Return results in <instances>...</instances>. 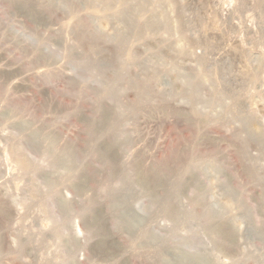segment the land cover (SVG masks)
<instances>
[{"label": "rangeland", "instance_id": "rangeland-1", "mask_svg": "<svg viewBox=\"0 0 264 264\" xmlns=\"http://www.w3.org/2000/svg\"><path fill=\"white\" fill-rule=\"evenodd\" d=\"M25 1L39 12L34 22L26 9L0 0V264H156L155 250H145L140 232L113 231L108 196L121 186L123 175L137 183L136 201L147 211L144 228L168 238L175 228L166 210L169 203L188 212L202 197L201 208L227 209L221 218L225 230L235 232L233 245L221 247L215 239L219 219L209 227L196 219L183 222L179 233L194 230L217 264H264V236L252 232L264 220V142L249 138L251 129L264 133V0H121L120 5L127 1L126 12L117 3L109 8L105 0H74L76 5L73 0ZM49 2L51 11L46 10ZM71 21L81 23L82 37L75 32L77 24L67 26ZM144 23L149 26L145 34ZM94 29L102 34L99 41L92 37ZM94 41L101 45L95 51L90 47ZM67 44L75 55H67ZM102 85H114V102L107 99L106 105L97 93ZM99 107L107 115H119L117 123L131 140L129 154L128 147L119 154L125 163L115 156L118 172L113 175L97 162H90V169L83 159L89 166L81 170L86 189L77 193L73 184L80 170L66 175L63 168L56 169V177L45 148L37 149L24 136L31 128L41 127L45 134L55 128L58 145L68 141L58 147L85 150L89 142H98L87 125L90 117L97 120ZM9 112L16 122L6 116ZM23 120L31 123L25 132L18 126ZM99 127L97 134L108 125ZM103 138L107 143L109 138ZM22 158L33 161L31 170L20 167ZM49 170L56 173L47 174ZM154 173L164 178L163 189L141 184L143 178L152 183ZM48 175L59 179L53 182L54 192L73 203L69 212L57 205L61 196L50 192ZM153 192L165 197L157 193L155 200ZM95 201L96 210L91 206ZM90 214L110 233L106 248L99 246V235L91 234Z\"/></svg>", "mask_w": 264, "mask_h": 264}, {"label": "bare ground", "instance_id": "bare-ground-1", "mask_svg": "<svg viewBox=\"0 0 264 264\" xmlns=\"http://www.w3.org/2000/svg\"><path fill=\"white\" fill-rule=\"evenodd\" d=\"M8 2L7 3H9V5L8 6H10V8L11 7H13V8H15V9H26L27 10V12L29 13V15H30V17H31V19L33 20V22L34 21H36L37 19H38V17H39V12H37L34 8H32V7H30L29 6V4L25 1V0H7ZM64 1V0H63ZM76 1V0H75ZM142 1V0H141ZM140 1V2H141ZM150 1V0H149ZM149 1H147V2H149ZM73 2H74V0H73ZM104 2V1H103ZM120 2H121V0H105V4H106V6H108L109 8L110 7H112L113 5H116V4H114V3H117V4H119L120 5ZM127 2V1H126ZM125 1H124V3H126ZM137 2V1H136ZM157 2V1H156ZM44 3V2H43ZM71 3V2H70ZM85 3V2H84ZM96 3V2H95ZM100 3V2H99ZM122 3V2H121ZM123 3V4H124ZM49 4V6H46V8H44V9H46L47 11H51V10H53V8H54V5L52 6V5H50L51 3L49 2L48 3ZM85 4H87V2L85 3ZM92 4V3H91ZM120 5L121 7H122V9L123 8H127L125 5L126 4H124V5ZM43 5V4H42ZM41 5V6H42ZM57 5V4H56ZM74 5H76L75 4V2H74ZM96 5V4H95ZM112 5V6H111ZM138 5V4H137ZM137 5H136V7H137ZM143 5H145V4H143ZM72 6V5H71ZM78 6H79V4H78ZM97 6H98V4H97ZM43 7V6H42ZM75 7V6H74ZM73 7V8H74ZM77 7V6H76ZM75 7V8H76ZM95 7V6H94ZM120 7V8H121ZM135 7V8H136ZM12 8V9H13ZM41 8V7H40ZM113 9H114V6L112 7ZM112 8H111V11H112ZM117 8V7H116ZM14 9V10H15ZM80 9V8H79ZM82 9V8H81ZM119 9V8H118ZM130 9V8H129ZM83 10V9H82ZM109 10V9H108ZM124 10V9H123ZM131 11H132V9H130ZM139 10V9H138ZM45 11V10H44ZM63 11V10H62ZM117 11V10H116ZM125 11V10H124ZM123 11V12H124ZM66 12V11H65ZM83 12V11H82ZM121 11H118V13H120ZM126 12V11H125ZM148 12H149V10H148ZM155 12V11H154ZM49 13V12H48ZM122 13V12H121ZM72 14V13H71ZM144 14H146V13H144ZM66 15V14H65ZM87 15V14H86ZM85 15V16H86ZM92 15V14H91ZM84 16V18L86 19L87 17H85ZM110 16H112L111 14H110ZM131 16V15H130ZM141 16V15H140ZM142 16H143V14H142ZM77 17V16H76ZM95 17V16H94ZM127 17H129V16H127ZM126 17V18H127ZM151 17V16H150ZM153 17V16H152ZM66 18V17H65ZM69 18V17H68ZM119 18V17H118ZM141 18V17H140ZM145 18H148V17H145ZM144 18V19H145ZM90 19H93V18H90ZM113 19V18H112ZM128 19V18H127ZM77 20V19H76ZM87 20V22H89L88 21V19H86ZM107 20V19H106ZM132 20V19H131ZM146 20V19H145ZM92 21V20H91ZM133 21V20H132ZM147 21H149L148 19H147ZM150 21H151V18H150ZM153 21V20H152ZM162 21V20H161ZM73 21H71V23L69 22V24H67V26H69L70 27V24H73L74 25V23L75 22H73ZM125 22H128V21H125ZM129 22H130V20H129ZM41 23V22H40ZM83 23V22H82ZM149 23V22H148ZM148 23L146 24V23H144L145 25H147L148 26ZM153 23H154V21H153ZM152 23V24H153ZM164 23V22H163ZM38 24V23H37ZM77 24V25H76ZM76 26L77 27H75V28H77V30L75 31L76 33H77V31H78V34H79V36L78 35H76V36H78V37H82L83 36V34H82V26H80L81 25V23H79L78 21L76 22ZM85 24H86V21H85ZM84 24V25H85ZM91 24V23H90ZM151 24V23H150ZM149 24V25H150ZM151 24V27L152 26H154V25H152ZM155 24V23H154ZM158 24H159V22H158ZM73 25H71V26H73ZM74 25V26H75ZM93 25V24H92ZM129 25V24H128ZM143 25V24H142ZM164 25V24H163ZM166 25V24H165ZM164 25V26H165ZM67 26H66V28H67ZM93 26H95V25H93ZM93 26H91V27H93ZM131 26H132V24H131ZM133 26H134V24H133ZM137 26V25H136ZM156 26V25H155ZM167 26V25H166ZM221 26V25H220ZM84 27H86V26H84ZM88 27V26H87ZM96 27V26H95ZM140 28V26L138 25L136 28H134V29H137V28ZM144 27V26H143ZM143 27H141V29H144ZM163 27V26H162ZM161 27V28H162ZM168 27V26H167ZM73 28V27H72ZM71 28V29H72ZM139 28H138V32L140 31L139 30ZM149 28V26L148 27H145V32H143V34H145L146 33V30ZM159 28V27H158ZM70 29V30H71ZM89 29V28H88ZM87 29V30H88ZM98 29V28H97ZM97 29H94L92 32H91V34H92V37H94L95 38V41H97L98 39L100 40V36L102 35L100 32H99V30H97ZM133 29V28H132ZM171 29V28H170ZM176 29V28H175ZM67 30H68V28H67ZM66 30V31H67ZM70 30H68V31H70ZM227 30V29H226ZM73 31H74V29H73ZM72 30L70 31V33L71 32H73ZM128 30H126V32H127ZM148 31V30H147ZM177 31V30H176ZM103 32V31H102ZM68 33V32H67ZM140 33H141V31H140ZM148 33V32H147ZM73 35H75L74 34V32L72 33ZM142 34V33H141ZM150 34V33H149ZM87 35V34H86ZM138 36H139V34H138ZM141 36H143V35H141ZM84 38V37H83ZM102 38V37H101ZM127 38V37H126ZM33 40H34V38H32ZM31 38H30V40H32ZM36 39V38H35ZM78 39V38H77ZM29 40V41H30ZM32 40V41H33ZM90 40H92V39H90ZM98 40V41H99ZM103 40V39H102ZM101 40V41H102ZM128 40V39H127ZM36 40H34V42H35ZM94 41V43L95 44H90V47H91V50H98V48L101 46V45H99V43L97 44L98 46H95L96 45V42ZM89 42V41H88ZM27 43V42H26ZM31 43V42H30ZM67 43V42H66ZM65 43V44H66ZM28 44V43H27ZM36 44V43H35ZM35 44H34V47H36L35 46ZM71 45V44H70ZM84 45V44H83ZM65 46V48H67L66 49V53H67V55L71 52V50H73V47H72V49L70 48L71 46H69V44H67V45H64ZM66 46H68L69 47V49H70V52H69V50H68V47H66ZM30 47H31V44H30ZM33 47V46H32ZM89 47V48H90ZM97 49H96V48ZM181 49V48H180ZM94 50V51H95ZM93 51V52H94ZM31 52V51H30ZM36 52H37V50H36ZM69 52V53H68ZM99 52V51H98ZM73 54H74V52H72ZM72 53H70L69 55H71ZM100 53V52H99ZM72 54V55H73ZM94 54H96V52L94 53ZM185 54V53H184ZM75 55V54H74ZM40 56H42V57H44V55L43 54H40ZM91 56V55H90ZM94 56V55H93ZM70 57V56H69ZM68 57V58H69ZM100 57V56H99ZM39 57H37V60H39L38 59ZM57 58V57H56ZM71 58H72V56H71ZM102 58V57H101ZM70 59V58H69ZM42 60V59H41ZM54 60V59H53ZM92 60V59H91ZM40 61V60H39ZM44 61V60H43ZM105 61V60H104ZM101 62V61H100ZM53 63V62H52ZM78 64V63H77ZM80 66V65H79ZM118 75V74H117ZM111 78V77H110ZM80 80V79H79ZM113 80V79H112ZM129 80V79H128ZM76 82H78V80L76 81ZM137 82V81H136ZM72 83H74V82H72ZM113 83V82H112ZM106 84V83H105ZM136 84V83H135ZM109 85H111V84H109ZM108 85V86H109ZM89 86V85H88ZM97 86V85H96ZM104 85H102V86H100V88L102 87V90H98V88H97V90H98V92H97V90H95L99 95H101V96H104L106 99V105L108 104L107 103V99H109V103H112V102H114V101H112V100H114V96H117V93L115 92V94H114V96H113V92H112V87L114 86H111V87H106L105 88V86L103 87ZM94 87V86H93ZM75 88V87H74ZM104 88V89H103ZM113 89H114V87H113ZM142 90V89H141ZM94 91V92H95ZM114 91H115V89H114ZM142 92H143V90H142ZM75 93V92H74ZM76 94V93H75ZM97 95V94H96ZM98 95V96H99ZM100 96V97H101ZM111 99V100H110ZM105 100H103V101H105ZM116 100V99H115ZM102 101V100H101ZM117 103V102H116ZM113 104H115V103H113ZM99 105H101V104H99ZM109 105H111V104H109ZM5 108V107H4ZM4 108H2V109H4ZM108 108V107H107ZM115 108V107H114ZM98 110H97V113H95L96 115H98V117H97V120H90L91 119V117H90V119H89V124L87 125V129H88V131H89V134H91V136L93 135H95L96 137L95 138H97L96 140L99 142V141H101L99 144H98V142H96V143H93V144H91L90 145V142H89V145L87 144V147H86V149L84 150V148H83V150H82V147H81V150L83 151L82 153H81V150L80 151H77L75 148H78V147H73V146H66V147H64L63 149L62 148H60V147H58L59 145L60 146H62V144L64 143L63 142V140L65 141V144L66 145H68V141H66L65 139H62V143H60L59 145H58V142L59 141H57L59 138L57 137L59 134H58V131L57 132H54V130H56L55 128H54V130H52L51 128H53V127H51V128H49V126H48V128L49 129H51L50 131H53V133H51L50 131H49V133H47L46 132V134L42 131V133H41V130L40 129H42L41 127H40V129H38V127H36L35 129L36 130H34L33 128H31V131L30 132H26L27 134H26V137L24 136V138H27L29 141H31V143H33L34 144V146L35 147H37V149H38V147L39 148H41V146H43L44 148H45V152H44V154H46L45 156L48 158V160H49V162L51 163L50 164V166L52 165V167L54 168H52L53 170H55L56 172H54V174H55V176L56 177H58V178H60V169H62L63 168V171L64 172H66V175L68 174V172L69 173H71V174H74V172H77L78 171V169L80 170V173H75V174H77V177H75L74 179L77 181V183L76 182H74L75 183V186H74V184H73V187L75 188V191L78 193V192H83V190L84 189H86V188H84V186H86V185H84V184H86V183H83V178L84 177H86V176H84V169H86L85 171H88L89 169V166H90V169H91V165L90 164H92V163H90V162H97V163H99L100 165H102L103 167H105L107 170H108V172H109V174H111V175H113V174H115V172H116V170H117V172H118V167H117V165H118V163L117 162H119L118 160H115V159H117V157H115V156H119V154H120V156L122 155V151H124V152H126L125 150H127V152L126 153H128V151H129V144H130V142H131V140H130V137H128L127 135H125L124 133H125V131L124 130H122L121 128V124L120 123H117V119L118 118H116V117H118V116H116V115H107L106 114V112L104 111V110H102V107H99V108H97ZM1 110V109H0ZM5 111H7V109H5ZM10 111V110H9ZM7 113V112H6ZM6 113H5V115H6ZM99 113V114H98ZM6 116H10V119H12L11 118V116H14V114L12 115V113L11 112H9V115L7 114ZM95 117V118H96ZM16 119V117H13V119ZM88 118V117H87ZM12 119V120H13ZM15 119L13 120V121H15ZM22 121V120H21ZM24 121V120H23ZM28 121H30V120H28ZM28 121L27 120H25L24 122L26 123V124H24V122H20V124L18 125L22 130L21 131H23V132H25L26 130H27V127H26V125H29V126H31L29 123H28ZM16 122V121H15ZM12 123V122H11ZM96 123H97V125H98V127L100 126V125H104L105 127H106V125H108V128L106 129V133L104 132V131H100L101 133V135L98 133L97 134V132H99L98 130H100V127H99V129H97V125H96ZM14 124V123H13ZM18 124V123H17ZM118 124H120V125H118ZM39 125V124H38ZM44 125V124H43ZM46 125V124H45ZM16 126V125H15ZM14 126V127H15ZM28 126V127H29ZM19 127H17V128H19ZM103 127V126H102ZM193 127H195V126H193ZM252 127V126H251ZM16 128V129H17ZM19 128V129H20ZM18 129V130H19ZM37 129H38V131H37ZM45 129H47V128H45ZM44 129V131H46ZM86 129V128H85ZM103 129H105V128H103ZM29 130V129H28ZM40 130V131H39ZM43 130V129H42ZM48 130V129H47ZM101 130H102V128H101ZM261 130V129H260ZM259 130V128L257 129H251L250 130V132H249V138L252 140V141H254V142H259V143H263L264 142V133L262 132V131H260ZM20 131V130H19ZM103 132H104V135L106 134H108L107 135V139L109 138V140H108V142L107 143H105V140H103L102 141V138L104 137V135H103ZM44 133V134H43ZM56 133V134H55ZM58 134V135H57ZM86 134V133H85ZM22 135H23V133H22ZM87 135V134H86ZM100 135V137H102L101 138V140H100V138L98 137ZM61 136V135H60ZM62 137V136H61ZM90 137V136H89ZM58 138V139H57ZM64 138V137H63ZM106 138H103V139H106ZM60 140V139H59ZM94 140V139H93ZM92 140V141H93ZM61 142V141H60ZM83 142V141H82ZM88 142V141H87ZM69 143L71 144V142L69 141ZM32 144V145H33ZM73 144V143H72ZM75 146V145H74ZM63 147V146H62ZM126 147H128L127 149H125ZM36 149V148H35ZM60 149H62V150H60ZM125 149V150H124ZM79 150V149H78ZM121 152V153H120ZM123 152V154H126V153H124ZM129 154V153H128ZM21 156V155H20ZM20 156H19V158H20ZM120 156H119V160L120 159H123L122 157L120 158ZM124 156H126V155H124ZM18 158V159H19ZM24 158H22L21 160H18V162L20 163V167L21 168H25V169H29V170H31L30 168L32 167L31 166V164H32V162H31V164L29 163L31 160H29V159H24ZM83 159H84V162H87L86 164L87 165H89V166H87L88 168H85L86 167V164L84 163V167H83V163H82V161H83ZM88 159H89V161H88ZM28 162H27V161ZM125 160V159H124ZM114 161H116V162H114ZM120 161H122V162H124L125 163V161H123V160H120ZM137 162V161H136ZM117 163V164H116ZM18 164V163H17ZM34 164V163H33ZM35 165V164H34ZM33 165V166H34ZM82 165V167H80ZM93 165H95L94 163H93ZM100 165H98L99 167H100ZM97 166V165H96ZM96 166H93V167H96ZM97 166V167H98ZM38 167V166H37ZM39 168V167H38ZM82 168H84L83 169V172L81 171L82 170ZM155 168H157V167H155ZM192 168V167H191ZM37 169V168H36ZM56 169H58L59 170V172H58V170H56ZM88 169V170H87ZM139 169H140V167H139ZM148 169V168H147ZM193 169V168H192ZM104 170V169H103ZM32 171H34V170H32ZM38 171H40V170H38ZM49 171H51V170H49ZM48 171V172H49ZM62 171V170H61ZM98 171H100L99 169H98ZM136 172H138V171H140V170H135ZM157 171V170H156ZM163 171V170H162ZM52 172V171H51ZM53 172L52 173H47V174H51V175H53ZM64 172L62 173L61 172V176H62V174H64ZM145 172V171H144ZM247 172V171H246ZM28 173V172H27ZM86 173V172H85ZM135 173V172H134ZM138 173H140V172H138ZM160 173V172H159ZM47 174H45L44 173V175H47ZM87 174V173H86ZM141 174V173H140ZM254 174H255V172H254ZM51 175L49 176H46L47 178L48 177H50V178H46L47 179V182H48V187H51V189H50V192L54 189V184H56V183H53V182H56V181H58V180H55L56 179V177H52L53 179H51ZM65 175V174H64ZM139 175V174H138ZM142 175V174H141ZM146 175V174H145ZM150 175V174H149ZM69 176V175H68ZM67 176V177H68ZM73 176H75V175H73ZM121 176H122V174H121ZM125 176V178H122L121 180V183L119 182V184H121V186L120 185H118L117 184V186H119V187H117L116 188V186H114L115 188L113 189H111L110 191H109V196H108V201H109V206H108V209H109V211L111 212V216H112V220H114L113 222V224H114V228H116L115 230H113V231H121L122 229H126L125 231H127V230H129L131 233H137V232H140V236H141V240H142V245H143V247H146L145 248V250L146 249H153V250H155V258H156V264H217V262H215L216 261V258H214L215 259V261H214V259H213V257H212V254L208 251V249H206L205 248V246H204V243H203V240H201L200 238H199V236H198V234L197 233H195L194 232V230L191 232V234L189 235H182V233L180 234L179 232H180V230L178 231V227L180 226V224L181 223H185V222H190L191 220H198V221H196V222H199L200 221V224H203V226H206V227H209V226H211L212 225V223L213 222H215V220L216 219H219V220H221L222 221V224H221V227H220V225H219V228L218 229H215L214 231H213V227H210V228H212L211 230L213 231V235H214V237H215V239L217 240V241H219L220 242V244H221V247H227V246H229V243H232V242H234L236 239L235 238H237V237H235V232H234V230L232 229V230H225V227L227 226H223L224 225V220H223V218H221L222 216H223V214L225 213V211H227V209L224 207L223 209L221 208L220 210H218V211H215V210H213L212 208H210L209 206L207 207V206H203L202 208H201V205L203 204H205V203H202V197L200 198H197V200L195 201V204H194V210L193 211H188V212H182L181 211V209H178L179 207H177V203L176 204H174V203H169V205H168V207H166V210L168 211L167 212V214L172 218V222H174L175 223V225H174V229L172 230V232H170V231H168V232H170V233H168L169 234V236H168V234H167V236H168V238L166 237V238H163L162 236H160L158 233H157V231H152V230H150V229H147V227L146 228H144L143 227V223H144V219H145V215L147 214V211L146 210H144L143 208H141V206L139 207V205L140 204H138L139 202L138 201H136L137 199H136V191L134 190L135 189V187L137 186V183L135 184V183H133L134 181H131V178H129V177H127L126 178V175H123V177ZM134 176V175H133ZM153 176L154 177H151V178H153L152 179V183L150 182V180H149V182L146 180V178H143L144 180H142L141 181V184L143 185V186H145V185H147V184H151V189L153 188H160V187H162V189H163V180H164V178L162 177V175H160V174H157V173H154L153 174ZM259 176V175H258ZM64 177V176H63ZM89 177V176H88ZM147 177V176H146ZM55 178V179H54ZM77 178L79 179V180H77ZM87 178V177H86ZM85 178V179H86ZM195 178V179H194ZM193 178V174H192V177H191V183H193L194 184V186H196V185H198V179H196L197 177H194ZM258 179V178H257ZM55 180V181H54ZM83 180V181H82ZM108 180V179H107ZM252 180V179H251ZM44 181H46V180H44ZM79 181H80V183H81V181H82V184H79ZM87 181H89V180H87ZM85 182H86V180H85ZM135 182H137L136 180H135ZM139 182V181H138ZM111 183V182H110ZM46 184V183H45ZM135 184V185H134ZM193 184H192V186H193ZM54 185V186H53ZM132 185H134V187H132ZM181 185V184H180ZM201 185V184H200ZM206 185V184H205ZM148 186V185H147ZM178 186H179V184H178ZM199 186V185H198ZM52 187H53V189H52ZM109 187V186H108ZM148 187H150V186H148ZM165 187V186H164ZM172 187V186H171ZM84 188V189H83ZM147 188V187H146ZM196 188H197V186H196ZM137 189V188H136ZM189 189V188H188ZM198 189V188H197ZM238 189V188H237ZM55 190V189H54ZM54 190L52 191L53 193H55L54 192ZM105 190V189H104ZM107 190V189H106ZM147 190V189H146ZM158 190H160V189H158ZM175 190V189H174ZM203 190V189H202ZM240 190V189H239ZM85 191V190H84ZM155 191V190H154ZM163 191V190H162ZM190 191V190H189ZM35 192H38V191H35ZM51 192V193H52ZM75 192V193H76ZM87 192V191H86ZM105 192V191H104ZM179 192V191H178ZM146 193V192H145ZM144 193V194H145ZM157 193H159V192H156V193H152L153 194V196H154V198H155V200L156 199H158L159 197H157L159 194H160V196H161V193H159L158 195H157ZM59 195V196H61L60 194H58L57 192L55 193V195ZM141 194V193H140ZM156 194V195H155ZM53 195L54 194H52L50 197H52L53 198ZM102 195V194H101ZM100 195V196H101ZM105 195V194H104ZM138 195V194H137ZM173 195V194H172ZM176 195V194H175ZM204 196V195H203ZM49 197V196H48ZM62 197L63 196H61V198L60 197H58L57 199H55V198H53V199H55V201L57 200L58 201V203H57V205H59V207H60V209H62V212H69L72 208H71V206H72V204H70L71 202H69V200L68 201H66V200H64V199H62ZM102 197V196H101ZM100 197V198H101ZM162 197V196H161ZM165 197V196H164ZM164 197H162V199L164 198ZM150 198V197H149ZM52 199V200H53ZM96 199V198H95ZM196 199V198H195ZM92 199L90 198V201H91ZM153 200V199H152ZM161 200V198L159 199V201ZM54 201V200H53ZM94 201V200H93ZM158 201V200H157ZM162 201V200H161ZM205 201V200H204ZM257 201V200H256ZM260 203L261 204H263L264 205V197L262 196V198H260ZM174 202V201H173ZM243 202V201H242ZM259 202V201H258ZM90 204H91V202H89ZM97 203H98V201H97ZM259 203V204H260ZM89 204V205H90ZM105 204V203H104ZM225 204H227V203H225ZM97 204H96V201L95 202H93L92 204H91V206H92V208L93 207H95V210H96V207H98V205L96 206ZM206 205H208V203H206ZM211 205H213V204H211ZM256 205V204H255ZM257 206V205H256ZM260 206H262V205H260ZM260 206H259V209H260ZM73 207H74V205H73ZM90 207V206H89ZM198 207H200L199 209V211H198ZM220 207V206H219ZM218 207V208H219ZM242 207L245 209V210H247V211H249V209H248V205H247V203L245 204V202H243L242 203ZM255 207V206H254ZM258 207V206H257ZM90 209V208H88V209H90V211H91V213H92V211H93V209ZM106 208H107V206H106ZM168 208V209H167ZM213 208H214V206H213ZM192 209V208H191ZM196 209H197V211H196ZM254 209V208H253ZM261 211H262V213H263V215H264V209L262 208V209H260ZM94 212V211H93ZM102 212V211H101ZM96 213V212H95ZM88 214V213H87ZM225 215V214H224ZM254 215V214H253ZM168 216V217H169ZM263 218V217H262ZM264 219V218H263ZM96 221H97V217H96V215L94 214V215H91L90 214V217L88 216V218H87V224H88V226L90 227V229L92 230V232H91V234L94 232L96 235H99V237L101 238V242H100V244H99V246H101V247H107L106 245V241H105V239L109 236V232H107L106 230H104L105 228H102V227H98L97 226V224H96ZM221 221H220V223H221ZM104 222V221H103ZM106 222V221H105ZM218 222V221H217ZM101 223V222H100ZM99 223V224H100ZM191 223V222H190ZM225 224H226V222H225ZM262 224V225H261ZM261 224H258L256 227H254V229H253V231H252V229H251V231L253 232V234L255 233H257V234H259V235H261V236H264V220H263V222L261 223ZM111 225V224H110ZM216 225V224H215ZM104 226V225H103ZM218 227V226H217ZM121 229V230H120ZM179 229H180V227H179ZM109 231V230H108ZM112 231V232H113ZM116 231V232H117ZM111 232V233H112ZM128 232V231H127ZM197 232V231H196ZM113 233H115V232H113ZM118 233V232H117ZM116 233V234H117ZM189 233V232H188ZM251 233V232H250ZM249 233V234H250ZM252 234V233H251ZM250 234V235H251ZM254 234V235H255ZM256 234V235H257ZM126 235H128V234H126ZM111 236V235H110ZM133 236V235H132ZM138 236H139V233H138ZM258 236V235H257ZM260 236V237H261ZM95 237V236H94ZM97 237V236H96ZM95 237V238H96ZM131 237V236H130ZM235 237V238H234ZM253 237V236H252ZM132 238V237H131ZM69 239H73V238H69ZM117 239H118V237H117ZM140 239V238H139ZM138 239V240H139ZM141 240H139V241H141ZM234 240V241H233ZM74 242H75V240H73ZM217 241H216V243H217ZM117 242V241H116ZM72 243V241H70V244ZM120 243H121V241H120ZM206 243V242H205ZM138 244V243H137ZM207 244V243H206ZM218 244V243H217ZM235 244V243H234ZM87 245V244H86ZM223 245V246H222ZM232 245H233V243H232ZM67 246H68V243H67ZM140 246V245H139ZM70 247H72L71 245H70ZM218 247H219V245H218ZM221 247H219V248H221ZM69 248V247H68ZM97 248V247H96ZM95 248V249H96ZM208 248H209V246H208ZM70 249V248H69ZM94 249V250H95ZM99 249V248H98ZM141 249V248H140ZM65 250V249H64ZM103 250V249H102ZM138 250V249H137ZM210 250H211V248H210ZM236 250V249H235ZM72 251V250H71ZM106 251V250H105ZM212 251V250H211ZM66 252H68V251H66ZM145 252V251H144ZM213 253V252H212ZM147 254H149V253H147ZM151 254V253H150ZM147 256H149V255H147ZM69 258V257H68ZM242 258V257H241ZM70 259V258H69ZM148 260V259H147ZM155 260V259H154ZM155 262V261H154ZM70 263H72V262H70ZM75 263H76V261H75ZM75 263H73V264H75ZM123 264H127V263H123ZM151 264H154V263H151ZM219 264V263H218Z\"/></svg>", "mask_w": 264, "mask_h": 264}]
</instances>
